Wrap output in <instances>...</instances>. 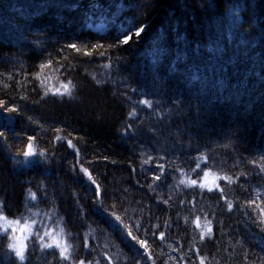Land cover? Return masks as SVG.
Listing matches in <instances>:
<instances>
[{"label": "trees", "instance_id": "trees-1", "mask_svg": "<svg viewBox=\"0 0 264 264\" xmlns=\"http://www.w3.org/2000/svg\"><path fill=\"white\" fill-rule=\"evenodd\" d=\"M0 102L23 264H264V0H0Z\"/></svg>", "mask_w": 264, "mask_h": 264}, {"label": "snow or ice", "instance_id": "snow-or-ice-1", "mask_svg": "<svg viewBox=\"0 0 264 264\" xmlns=\"http://www.w3.org/2000/svg\"><path fill=\"white\" fill-rule=\"evenodd\" d=\"M131 31V30H129ZM144 32V28L141 27L139 28L138 30L135 31V36L137 38H139L141 36V34ZM132 39V37L130 35H128L127 33L124 34V39L122 41L123 44L127 45L129 44V41ZM71 48L75 49L76 48V45L75 44H72L70 45ZM199 46L196 47L195 49V52L196 54H199ZM42 68L45 67V65H42L41 66ZM39 78V77H37ZM61 87L64 88L65 92H68L69 89H68V85H62ZM59 91V90H58ZM142 103H145L147 104L148 101H143ZM3 104L2 102H0V107H2ZM3 133L0 132V136H2ZM35 139V137H29V141H33ZM68 147L69 148H72L73 147V144L71 142V140L68 141ZM26 155L28 156H32L34 155L33 153V147H32V143H29L28 146H27V152H26ZM160 167H163L162 165H160ZM197 168H199V164H197ZM209 172L205 171L203 173V179L205 182H207L208 180V177H209ZM89 179H91V177H89ZM153 179H157L159 180L160 177L159 176H154ZM181 184H185V181L184 180H181L180 181ZM191 185L193 186H196L197 185V180L193 179L189 182ZM201 189L205 188L206 184L205 183H200L198 185ZM209 191H211L212 189L209 188L208 189ZM31 199L32 200H35L36 199V195L34 193L31 194ZM0 220H3L5 222V224L7 225L4 230H3V234H0V239H8L9 236H8V233H9V230H11L12 233H15L17 231L16 227L14 225H20L21 224V221L20 220H15V221H12V220H7L2 212H0ZM196 224H197V227H199V218H197L196 220ZM32 228V225L30 224H24L23 226L20 227V232H25L27 230H30ZM212 232V228L211 227H208L207 228V233H211ZM47 234V233H46ZM32 235H34L36 237L35 240H32L31 242L33 244H36V243H40L41 247L43 249H51L54 247L53 244H47V243H43V236L40 235L38 232H35V233H32ZM129 235H132L131 232H129ZM202 237H203V233H202ZM14 241L16 242H13L11 244H9V248L11 249L12 252H14L15 254V257L18 258V260L21 262V264H23V262L25 261L26 259V256H25V251H26V248L28 247V245L25 243L24 240H20L18 237H11ZM161 238H163L161 236ZM25 239H29V238H25ZM140 244H141V247H145L146 246V242L145 241H140ZM56 247H59V245H55ZM67 251V249L65 248L64 250H62L60 252V258L62 260H67L69 259L68 256L65 255V252ZM79 264H85V261L84 260H79ZM201 264H204L203 260H201Z\"/></svg>", "mask_w": 264, "mask_h": 264}, {"label": "rangeland", "instance_id": "rangeland-1", "mask_svg": "<svg viewBox=\"0 0 264 264\" xmlns=\"http://www.w3.org/2000/svg\"><path fill=\"white\" fill-rule=\"evenodd\" d=\"M209 174L210 175L208 177L207 182H205L204 179L202 178V181L200 183H205L206 184L205 188L213 189L219 183V176L213 172H209ZM5 218L7 220L15 221V220L9 219L7 217H5ZM24 224H30V225H32V228L30 230H27V231L22 233V232H20L19 229ZM6 226L7 225L5 224V222L3 220H0V230L3 231ZM14 226L17 229V231L15 233H12L11 230H9L11 232L12 236L18 237L20 240H24L25 243L28 245L29 239H25V238H30L32 236V233L34 232L35 223L21 222L20 225H14ZM46 233L44 234V237H43V243L53 244L54 247H56L55 245H59V247H56V248H58L60 251H62L66 248L67 251L65 252V254H67L69 252V244L61 232L55 231L54 229H49L46 231ZM13 242H16V241L13 240Z\"/></svg>", "mask_w": 264, "mask_h": 264}]
</instances>
